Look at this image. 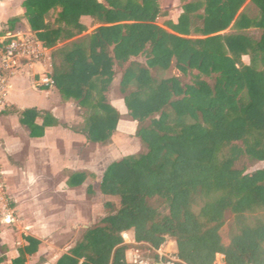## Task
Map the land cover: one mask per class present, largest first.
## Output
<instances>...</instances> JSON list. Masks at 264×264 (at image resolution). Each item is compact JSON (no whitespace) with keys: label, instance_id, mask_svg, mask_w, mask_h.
<instances>
[{"label":"trees","instance_id":"obj_1","mask_svg":"<svg viewBox=\"0 0 264 264\" xmlns=\"http://www.w3.org/2000/svg\"><path fill=\"white\" fill-rule=\"evenodd\" d=\"M23 7L48 49L81 35L83 16L101 25L54 53L56 87L87 108V140L107 144L120 115L106 93L122 67L121 93L147 147L106 169L100 190L118 206L105 201L109 213L57 264H129L128 231L156 249L173 238L185 264H214L218 254L227 264H264V223L246 217L264 209V169L240 168L244 160L264 163V0H187L178 23L165 26L172 33L157 24L159 0H26ZM140 55L145 63L131 62ZM172 68L180 75L168 77ZM43 115L19 113L33 138L58 124ZM229 211L236 229L226 244L220 233ZM24 240L12 264L38 252V240Z\"/></svg>","mask_w":264,"mask_h":264},{"label":"crops","instance_id":"obj_2","mask_svg":"<svg viewBox=\"0 0 264 264\" xmlns=\"http://www.w3.org/2000/svg\"><path fill=\"white\" fill-rule=\"evenodd\" d=\"M25 1L0 0V38L22 31L36 35L31 31L25 16ZM97 1L103 3V0ZM52 16L54 24L56 16ZM178 21L169 20L174 24ZM80 24L84 31L73 41L89 37L101 27L88 16L81 17ZM163 28L172 33L166 27ZM228 33L226 31L222 34ZM73 41L59 43L57 47L49 49L52 63L54 53ZM61 61V58H56L57 63ZM136 61L146 62L143 55L131 58V62ZM39 70L40 66L35 69L25 68L12 78L7 106L0 111V170L6 185L9 208L17 220L12 225L2 222L5 210L0 202V224L5 227L0 235L1 245L8 248V252L1 257L5 260L0 264H12L19 256V249L26 245L24 237H32L40 242L38 252L28 256L26 264H57L64 254L80 242L78 238L72 245L64 243V235L69 232L83 233L97 223L94 219L84 224L86 217L93 214L91 201L87 198L91 185L99 183L100 190L103 175L112 163L133 156L138 151L139 154L147 151L145 144L135 136L138 123L129 116L121 93L122 67H114L116 75L106 93L107 103L120 115L117 130L107 144L87 140V108L79 106L74 99L63 97L57 87H36L38 77L35 75ZM27 109H36L42 115L47 113L48 119H55L58 124L47 127L44 137L33 138L30 130L20 123L19 113ZM43 118L44 115L37 119L38 126L43 125ZM79 175H84L85 179L82 181ZM81 181L82 184L76 186ZM99 195L103 196L101 190ZM8 228L19 232L16 247L11 244V230ZM124 234L132 235V232ZM141 247L147 249L145 245L137 246Z\"/></svg>","mask_w":264,"mask_h":264},{"label":"built area","instance_id":"obj_3","mask_svg":"<svg viewBox=\"0 0 264 264\" xmlns=\"http://www.w3.org/2000/svg\"><path fill=\"white\" fill-rule=\"evenodd\" d=\"M37 66L41 70L36 72V87L55 88L56 81L53 76V63L50 50L31 33L18 32L7 34L0 38V111L7 106L10 83L13 77L19 74L23 69H35ZM6 185L3 180V173L0 170V202L4 206L5 215L2 222L6 225H12L17 220L14 212L10 210L6 199ZM124 245L133 244L135 246L145 245L149 256H145L140 248H136L130 253L129 264H185L179 257L178 251H170L166 243L158 249L149 244H138L134 240L128 242L126 234H122ZM214 264H227L226 257L218 254Z\"/></svg>","mask_w":264,"mask_h":264},{"label":"rangeland","instance_id":"obj_4","mask_svg":"<svg viewBox=\"0 0 264 264\" xmlns=\"http://www.w3.org/2000/svg\"><path fill=\"white\" fill-rule=\"evenodd\" d=\"M186 3H187V0H159V6H160V9H161V16L157 19V24L159 26H161V27H165L166 24L169 22V20H172V21L176 22L179 19V17L184 13L183 6ZM52 17H54V16H52ZM52 17H51V20H53ZM20 29L21 30H25L23 28H20ZM228 31H229V33L233 32L232 30H228ZM23 33H25V32H23ZM251 35L254 36V37H257L258 36V32L252 31ZM142 59H143V57H142ZM249 62H250L249 58L247 56H244L243 57V63L244 64L245 63L249 64ZM175 75L179 76L180 73L175 68H172L168 72V77L175 76ZM146 149H147V147H146ZM146 153H147V151H143V153L139 154V151H138L133 156H139V155L146 154ZM242 167L246 168V173L252 174L255 171L264 169V163H258V164L255 165V164H251L249 162V160H244L240 164V168H242ZM91 187H92L91 191L87 192V198H89V200L91 201V204H92V207H93V209H92L93 210V214H92L91 217H86V219L84 221V224H87L90 220H94L95 219L96 222H97L96 225H98L99 222L102 219L101 217L104 216L105 214L107 215L109 213L104 208L105 201L106 200H112L118 206L119 200H118V198H112V197L110 198V197H108V199H107V197L100 196L99 195V191H100L99 190V183H96L95 185H91ZM86 188H88V187H86ZM93 188L95 190H93ZM161 211L162 212H166L165 207L162 208ZM246 217H247V224H249V225L253 226L254 224H256L258 222L264 223V209H258V210H256L253 213H248L246 215ZM225 222H226V224L222 228L220 234H221V237L223 239V242L228 244L230 242V237H231L232 232H235V229H236L235 226H234V224H235V215L231 211H229L226 214ZM4 229H5V227H3L0 224V235L2 234V230H4ZM8 229L11 230L10 231V234H11L10 236H11V240H12L11 244L16 247L17 246V241L16 240H18L19 232L17 230H15V229H12V228H8ZM80 230H81V227H79V231ZM83 234H84V232L83 233L82 232H79V233L78 232H76V233L75 232L74 233L73 232L66 233L64 235V238H63L64 241L63 242L64 243H70L72 245L78 238H80V241H81L82 237H83ZM126 239H127L128 242H133L135 240L133 234L132 235H127ZM168 241L172 242L168 246L170 251L171 250L172 251L175 250V248L177 249L176 242H175V240L173 238L167 237V242ZM1 243H2V239L0 238V259H1L2 256H4L8 252V248H6L5 246H2ZM126 246H127V255L130 254L133 249L137 248V246H135V245H133L131 243L127 244ZM141 250L145 254V256H149V252L145 248L141 247ZM64 251H66V250H64Z\"/></svg>","mask_w":264,"mask_h":264}]
</instances>
